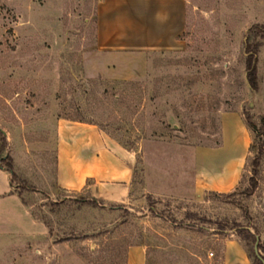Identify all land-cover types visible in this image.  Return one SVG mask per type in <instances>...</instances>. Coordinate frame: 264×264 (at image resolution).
Returning a JSON list of instances; mask_svg holds the SVG:
<instances>
[{
  "label": "rangeland",
  "instance_id": "1",
  "mask_svg": "<svg viewBox=\"0 0 264 264\" xmlns=\"http://www.w3.org/2000/svg\"><path fill=\"white\" fill-rule=\"evenodd\" d=\"M100 1L0 0V129L12 183L52 230L0 229V264H128L137 246L141 264H221L224 240L239 241L221 230L225 221L264 246V0H184L182 48L149 53L141 80L87 69ZM248 36L256 90L246 80ZM58 118L104 129L130 162L125 202L101 200L91 186L56 189ZM222 169L235 177L224 190L213 187Z\"/></svg>",
  "mask_w": 264,
  "mask_h": 264
},
{
  "label": "crops",
  "instance_id": "2",
  "mask_svg": "<svg viewBox=\"0 0 264 264\" xmlns=\"http://www.w3.org/2000/svg\"><path fill=\"white\" fill-rule=\"evenodd\" d=\"M96 16L95 50L87 68L92 76L141 80L149 53L182 48L180 36L186 28L184 0H101ZM110 144L108 135L95 124L56 119V189L77 192L91 186L101 200L125 202L131 181L130 162L122 156L118 158L116 148ZM233 170L222 169V181L213 187L224 190L233 185ZM12 228L23 234L44 232V224L33 217L15 191L10 172L0 167V229ZM142 253V248L131 247L128 264H141ZM221 264H250L235 238L224 240Z\"/></svg>",
  "mask_w": 264,
  "mask_h": 264
},
{
  "label": "trees",
  "instance_id": "3",
  "mask_svg": "<svg viewBox=\"0 0 264 264\" xmlns=\"http://www.w3.org/2000/svg\"><path fill=\"white\" fill-rule=\"evenodd\" d=\"M251 31L252 30H249V34L251 33ZM245 50L248 53L245 61L246 80L251 90H256L258 88L257 66H256L257 44L251 43L249 41V36L245 40ZM71 120L87 122V120H84L83 118H77V119L75 118ZM246 125L256 136L259 135L261 128L257 127V125L252 120L247 119ZM6 147H7V140L3 131L0 129V167L10 172L11 182H13V179L17 177V173L13 169L12 157L5 152ZM257 158H255L254 160L255 164L258 163ZM254 172L256 173V168H254ZM251 181L254 184L255 181L253 179H251ZM75 202H79L80 204H82L85 201L83 199H75ZM96 202H98L96 198H91L90 203L94 204ZM150 209L152 210V207H150ZM42 222L46 227L49 228V233H51L52 230L48 222L46 221H42ZM227 229L234 230V233L237 235L239 242L242 245L243 249L246 251L249 259L253 258V264H264V246L261 243L258 233L256 231L251 232L249 227H245L235 222L228 227V222L225 221V225L221 226V230L226 231ZM128 245L130 246V244ZM255 245L257 247V250H255Z\"/></svg>",
  "mask_w": 264,
  "mask_h": 264
},
{
  "label": "water",
  "instance_id": "4",
  "mask_svg": "<svg viewBox=\"0 0 264 264\" xmlns=\"http://www.w3.org/2000/svg\"><path fill=\"white\" fill-rule=\"evenodd\" d=\"M255 250H257V247H256V245H255Z\"/></svg>",
  "mask_w": 264,
  "mask_h": 264
}]
</instances>
